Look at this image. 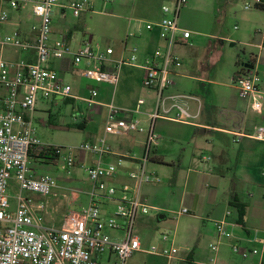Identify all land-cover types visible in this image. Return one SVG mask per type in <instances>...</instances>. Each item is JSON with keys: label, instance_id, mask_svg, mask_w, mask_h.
<instances>
[{"label": "built area", "instance_id": "1", "mask_svg": "<svg viewBox=\"0 0 264 264\" xmlns=\"http://www.w3.org/2000/svg\"><path fill=\"white\" fill-rule=\"evenodd\" d=\"M185 4V0H177L172 7L163 6L161 22L146 25L149 31L159 28L166 37L169 49L165 54L157 51L140 61L138 50L134 48L128 59L114 62V67L109 69L107 65L114 54L112 48L100 50L87 41L72 54L68 33L56 37V26L66 20L68 10L75 18L93 12L90 0H0V29L4 26L13 28L9 33H0V264H128L137 253L161 258L165 264L186 263L171 232L161 234L163 246L145 248L137 230L139 219L157 210L143 197L144 186L160 183V178L148 171L160 141L155 132V121L164 118L192 124L191 121L196 119L188 104L193 97L167 94L173 85L171 68L182 66L180 59L172 55V47L180 40L191 38V32L179 25ZM253 8H264V0L245 5L246 10ZM28 10L37 18L36 24L11 20L13 13L24 16ZM57 16L58 20L55 19ZM9 47L33 54L34 60L8 62L5 51ZM70 54L74 65L86 64V79L98 84L117 86L120 68L125 65L144 70L142 85L157 96L150 124L144 127L133 117L141 113L144 99L138 100L135 110L110 104L106 123L109 135H145L140 158L132 153L115 152L106 139L83 142L70 148L45 144L39 139L34 124L39 103L72 98V86L51 66L52 60H62ZM261 83L262 78L255 70L233 80L240 97L251 100V109L255 113L263 111ZM97 96L98 91L92 89L86 100L90 106L95 104ZM244 137L264 142V124L258 125L250 135L238 134L235 141ZM81 154L97 157L95 164L81 165L90 184L85 192L88 205L67 214L60 227L46 226L45 203L27 194L47 198L62 186L51 175H37L31 168L32 161L45 162L51 157V161L63 162L70 170L76 168L77 157ZM107 157L116 161L104 164ZM128 162L135 163L137 168L126 171L128 182L118 184L119 172ZM188 214L187 208L177 213L179 216ZM225 225L224 220L216 223L220 240L228 236ZM219 247L220 242L209 246L213 254L211 264H215ZM232 252L243 259L260 254L257 249L240 244L233 245Z\"/></svg>", "mask_w": 264, "mask_h": 264}, {"label": "crops", "instance_id": "2", "mask_svg": "<svg viewBox=\"0 0 264 264\" xmlns=\"http://www.w3.org/2000/svg\"><path fill=\"white\" fill-rule=\"evenodd\" d=\"M176 1L110 0L109 3H105L102 11L96 12L93 6L92 14L100 17L98 20L101 25L100 32L94 30L90 23L84 31V37L76 48H72L70 45L72 32L66 28L60 30L59 24L64 26L65 23L59 22L56 26L58 30L56 37L58 38L61 33H68L72 54L87 41L91 42L94 48L100 50L112 48L114 54L110 57L111 63L107 65L109 69L114 67V62L120 59H128L134 48L138 50L139 60L142 61L157 51L164 54L168 51L167 40L162 31L159 28L149 31L146 29V25L160 23L163 18V6L172 7ZM91 2L94 4L93 0ZM187 4L186 1L181 13L184 10L188 17L190 14L191 26L194 28L190 29L186 22L180 21L179 17L180 27L190 31L191 38L188 41L180 40L172 47V55L180 59L182 66L171 68L173 85L169 88L168 95H176L174 94L178 86L176 80L180 76H186L182 73L185 60L189 59L191 52L198 48V46L196 47L197 43L195 44L193 41V33L195 36L213 40V42H209L208 51L205 52V63L203 61L201 67L203 70L208 67L213 56L214 60L211 64L213 68L214 63L222 56L217 51L214 54L212 52L216 42L232 40L228 36L226 37L223 31L214 33L215 25H224L226 22L225 16H218L220 15L218 11L221 8L218 7V11H216L215 0H211V2L210 0L208 2L199 1L195 7L191 8H187ZM250 10L262 13L263 16L260 21L247 22L249 28L246 31L249 33V37L244 41L242 40L240 45L244 47L248 56L245 53L244 59L234 61L235 71L231 78V84L220 83L214 79L207 80L200 75L192 77L201 83V87L205 83L220 87V94L216 96L215 91L213 94H205L204 91H199L197 95L190 94L193 99L188 100V104L190 110L193 111L192 114L196 116V119L191 121L192 124H183L164 118L155 121V132L158 128L163 130L164 123L169 126L180 125L193 129L192 135L188 138L187 132L176 133V129L168 126L166 142H163L160 136L159 144L155 149V156L150 160V162H157L160 166L172 168L177 179L186 169V182L176 199L178 211L173 212L178 213L183 208H187L190 214L179 216L176 213L178 219L188 217L207 222L202 228L193 229V227L178 236L172 235L175 244L182 249V252L184 251L181 252V258L186 263L182 264H211L213 254L209 246L219 242L220 247L215 258V264H264V252L262 251L264 243V142L247 137L241 138L238 142L235 141L238 140V134L250 135L258 125L264 124V101L262 113L253 112L251 100L241 98L233 84L236 77L249 74L255 70L262 78L261 90L264 93V8ZM216 12L219 14L216 15ZM191 13H195L194 16ZM204 23L211 26V31L202 29ZM235 29L238 27L236 26ZM97 37L104 40L103 45L99 42L95 43ZM184 49L188 50L185 51ZM72 54L69 55L71 61L68 72L71 74V79L76 83V87L67 82L73 88L72 98L62 99L71 103L73 110L79 113L76 122H73L71 126L81 125L84 130L87 129L89 123H98V126L94 125L93 129H100L98 133L95 131L86 133L84 131L86 133L85 140L81 143L106 139L115 152L119 154L132 153L140 158L144 152L145 135L136 133L123 136L109 135L106 133V123L110 114L108 108L110 104L118 108L135 110L138 100L144 99L140 93L136 96V92L142 89L144 70L125 65L120 68V80L117 86L98 84L86 79L84 74L87 69L86 64L74 65ZM23 60L33 61L34 56L33 54H22ZM8 62L16 61L8 60ZM63 64V60H52L51 62V66L64 78L66 71L62 67ZM92 89L98 91V96L94 99L95 104L90 106L86 100L90 98ZM148 91L150 92L147 94L148 100L144 99L145 104L141 108V113L133 116L142 125L150 124L152 115L156 110V92ZM59 100L61 98L51 102H40L36 112L39 110L48 112L51 118L53 115L50 113L51 106H54ZM75 106L77 109L74 108ZM141 115L145 119H140L139 116ZM173 115L171 114V116ZM182 138H188V144L193 148L192 161L188 160L187 149H182V152L178 150L176 142ZM36 161H40V159H33L32 162ZM115 161V158L107 157L104 164H111ZM96 162V156L88 155L82 158L80 155L77 157L78 167L76 166V168L81 169L82 164L93 165ZM43 164L41 162V165ZM135 168H137L135 163H126L119 172L117 183L128 182L126 171ZM150 172L158 174L156 169L150 170ZM160 185L161 182L144 186L143 197L148 204L157 209L155 212L165 214L173 209L166 206L167 204L163 199L165 188ZM176 185L177 182H173L170 187L176 188ZM186 187L191 189L192 193L185 192ZM89 188L90 184L86 191ZM77 199L78 196H75V200ZM229 212L231 214L227 216ZM159 219L163 221L165 216L160 215ZM223 220L226 222L225 229L228 236L220 240L216 234V223ZM204 242L207 244L205 243V247L202 248ZM235 244H240L248 249H257L260 254L251 255L247 259H243L239 254L233 255L232 246Z\"/></svg>", "mask_w": 264, "mask_h": 264}, {"label": "rangeland", "instance_id": "3", "mask_svg": "<svg viewBox=\"0 0 264 264\" xmlns=\"http://www.w3.org/2000/svg\"><path fill=\"white\" fill-rule=\"evenodd\" d=\"M91 1V0H90ZM188 2L187 8L195 7V5L199 1L208 2L209 0H185ZM256 0H215V9L221 8L220 15L216 12L218 16H225L226 22L224 25H215L213 30L214 33H218L219 31H223L226 37L228 36L230 41L226 42H216L215 48L212 50L213 54L215 51L222 54L218 61L214 63V68L211 66L212 61L214 60V56L210 59V63L206 69H202V64L204 60V55L207 53V47L211 39L203 38L195 36L193 33V41L198 48L191 52V57L185 60L184 69L182 73L186 76L178 78L176 83L178 82L177 91H174L176 95H188L192 93L198 94L199 91H204L205 94H209L215 91V95L220 94L221 88L215 85H210L205 83L203 87H201V83L197 82L196 80L192 79V77L196 76H203L207 80H215L219 81L220 83L231 84V78L233 72L235 71L234 61L239 59L245 58V51L244 47L240 45L241 41L248 39L249 33L246 31L247 22L250 21H260L261 17L263 16L262 13H258L255 10H246L245 5L247 3L253 4ZM94 9L96 12L102 11L103 6L105 3L102 0H93ZM211 2V0H210ZM195 13H191L194 16ZM199 15V14H198ZM66 20L63 24H59V29H70L72 32V41H70V45L72 48H76L77 44L81 41L84 37V31H86L88 25L91 23V27L100 32L101 25L98 22L99 16L94 15L92 13H86L81 15L79 18H75L71 11H67L66 13ZM58 16L55 18L58 20ZM36 17L35 15L28 10L24 16L20 14H13L11 17L12 21H19L26 20L28 24H36ZM92 21V22H91ZM181 22H186L187 26L190 29H193L194 26H191L192 19L189 14L183 10L180 16ZM87 25V26H85ZM238 29H235V27ZM202 29L205 31H211V26H208L204 23L202 25ZM13 28L4 26L0 29V33H9L12 31ZM104 40L102 38H95V43H100L101 45ZM234 44V45H233ZM187 51L188 49H184ZM206 52V53H205ZM190 53V52H189ZM22 54H24L20 49L17 48H7L5 51V57L7 60H15V61H22ZM208 55V54H207ZM248 56V53H246ZM63 69L65 72L64 80L67 83H71L76 87V83L71 79V74L68 72L70 68V61L71 57L69 55L65 56L63 59ZM223 91V90H222ZM140 93L142 97L147 101L148 100V93H150L147 89H145L142 85V89L136 92L137 94ZM54 106H51V112L53 115L51 119H49L48 112H42L39 110L35 114V127L37 129V135L39 139L49 145L59 146L64 148H70L78 146L82 141L85 140V134L87 132L95 131L96 133L100 132V129H93V126H98V123H89L87 129H80L77 125L71 126V124L76 122V118L79 115L78 111H74L71 103H67L64 100L57 101ZM77 109V106L74 107ZM191 109V113H192ZM140 119H145L142 115L139 116ZM60 121L58 124L57 122ZM163 124V123H160ZM167 124V123H166ZM100 126V125H99ZM144 127H147V124H143ZM168 124L165 125L163 130L157 129L156 133L161 136L163 142L167 140V130ZM169 127H173L176 129V133L179 132H187L188 138L193 133L192 128H187L185 126L180 125H172ZM97 130V131H96ZM86 133H85V132ZM160 133V134H159ZM188 138H182L179 142H176L178 146V150L182 152V149H187V157L188 160L192 161V147L188 144ZM177 150V148H176ZM86 156L84 154H81ZM41 162L44 163L41 165ZM78 167V166H77ZM31 168L37 175H51L55 179L58 180L59 185L62 186L59 189H56L53 192V195L47 198H41L35 194H27L30 198L36 201H43L46 205V212L44 214V224L49 227H60L63 224L65 216L72 212H78L82 209V207H86L87 204V196L85 194L88 188V179L85 171L80 168H74L68 170L63 162H53L51 160H46L45 162L40 160L36 162H32ZM156 169L158 171L157 176L160 178L161 185L165 189L163 190V199L166 206L169 209H173L170 212L161 213V212H151L150 215L146 217H141L138 221V235L142 241V244L145 248H149L152 245H164L160 240V236L163 233L171 232L172 235L178 236L190 229H195L196 227H204L206 221L202 220H195L190 219L188 217H180L173 211H178V194L180 195L182 188H184V184L186 182V169L184 172L181 173L180 177L177 179L175 178V171L172 168L160 166L158 163L150 162L148 165V170ZM173 182H177L176 188H171V184ZM158 184V183H156ZM74 190L80 192H73ZM185 192L192 193L191 189L186 187ZM162 194V193H161ZM75 196H78V199L75 200ZM111 210H114V206L110 205ZM164 215L165 220H160L159 216ZM153 217V219H152ZM145 219V220H144ZM204 242L202 244V248L205 247ZM184 252V251H183ZM182 252V253H183ZM181 253V255H182ZM233 255H236L232 253ZM237 256V255H236ZM128 264H165V260L161 258H157L148 254L144 253H137L134 257H132Z\"/></svg>", "mask_w": 264, "mask_h": 264}, {"label": "trees", "instance_id": "4", "mask_svg": "<svg viewBox=\"0 0 264 264\" xmlns=\"http://www.w3.org/2000/svg\"><path fill=\"white\" fill-rule=\"evenodd\" d=\"M260 9H263V8H260ZM67 103H69V102H67ZM51 119V118H50ZM80 129H83V126H81V125H77ZM47 159L48 160H52L53 158H51V157H47ZM188 264H193V263H188Z\"/></svg>", "mask_w": 264, "mask_h": 264}]
</instances>
